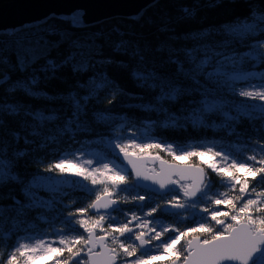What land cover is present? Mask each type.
I'll list each match as a JSON object with an SVG mask.
<instances>
[{"label": "snow or ice", "instance_id": "snow-or-ice-1", "mask_svg": "<svg viewBox=\"0 0 264 264\" xmlns=\"http://www.w3.org/2000/svg\"><path fill=\"white\" fill-rule=\"evenodd\" d=\"M157 2L151 0L143 11ZM183 12L193 14L190 8ZM82 15L73 13V27L82 23ZM219 31L232 40L252 38L254 42L239 51L230 46L231 40L208 42L206 30L189 33L186 38L194 43L179 48L162 42L155 50L142 49L125 40L115 45L117 51L131 48L130 55L137 62L130 75L137 87L151 93L147 103L126 105L148 114L141 120L116 114L111 108L91 107L90 102L98 103L102 92L112 93L109 105L117 94L133 98L106 73L77 80L69 91L56 95L36 90L41 79L36 69L14 81L11 72H23L39 57L35 49L25 46L27 38L19 37L17 30L4 33L16 37V63L0 55L4 69L0 90L7 95L22 91L46 101H63L64 107L33 109L0 103V189H7L0 200L11 201L0 203V264H264V38L257 39L264 34V7L250 9L248 18ZM71 44L85 47L77 40ZM92 48L72 53L60 63L47 60L39 71L44 80L56 78L63 65L82 71L89 66L84 57L91 58ZM149 51L166 55L148 58ZM77 55L82 59L73 63ZM175 104L179 107L173 111ZM152 113L157 114L156 120L150 118ZM8 116L22 118L19 130L9 127ZM187 126L212 129L242 143L229 144L222 138L181 146L154 134L156 128ZM82 134L94 139L61 154L44 169L57 173L56 177L34 175L24 181L16 172L18 161L29 155L27 147L19 149L21 140L25 146L38 142L46 148L65 137L76 142ZM252 136L256 139L251 140ZM85 145L106 151L89 150ZM208 170L219 178L223 191L213 189ZM11 184L20 185L22 200ZM66 187L90 195L95 192V196L86 206L73 207L64 215L58 205L63 204ZM40 190L48 197L39 195ZM166 196L170 199H163ZM150 201L154 206H148ZM74 204L69 201L67 206ZM123 206L131 207L126 211ZM164 213L179 223L199 213L205 222L195 221V227L181 230L176 223L157 219ZM39 222L48 224V229L39 230ZM152 249L155 254H148Z\"/></svg>", "mask_w": 264, "mask_h": 264}, {"label": "trees", "instance_id": "trees-1", "mask_svg": "<svg viewBox=\"0 0 264 264\" xmlns=\"http://www.w3.org/2000/svg\"><path fill=\"white\" fill-rule=\"evenodd\" d=\"M264 7V0H158L156 7L149 8L143 11L141 15L136 18H124L116 17L101 22L87 25L73 27L70 23L71 19L50 17L49 19L33 26L23 28V31L17 30L19 37H26L25 46H30L36 50V54L39 57L29 68L23 72L16 70L11 72V78L15 81L17 79L27 78L32 69H36V74L40 76V83L36 90L45 91L49 95H56L57 93H66L69 91V86L74 85L77 80L84 82L90 77L94 76L97 72L106 73L111 79L115 80L121 88L131 93L133 98L127 96H121L117 94L115 101L109 105L108 99L111 97V92H102L100 94L99 102H90L91 107L97 109L111 108V110L120 115H127L130 118L141 120L148 118V114L144 113L138 108L126 107L128 104L147 103L150 99L151 93L143 88L137 87L136 81H134L130 75V70L136 65L137 58L130 55L131 48L127 51H117L116 44H119L121 40L132 42V44H139L144 48L155 50L162 42H165L172 47L191 46L194 41L186 38L189 33L197 32H210V39L208 42L231 40V47L239 51H246L247 46L253 43L252 38L246 39L241 42L238 40H232L231 37L223 34L219 30L223 26L233 24L238 20H244L250 16V9ZM192 9L193 14L191 16H185L183 9ZM67 33V38H65ZM259 38H264V34H261ZM77 40L80 44L85 45L83 49L74 48L71 41ZM31 41V44H28ZM92 48V55L89 59L84 57L89 65L82 71L73 72L72 65H63L56 71V78L50 80H44V73L40 72L41 66L45 65L47 60H55L60 63L65 57L76 52H88L89 48ZM17 48L16 37L11 35H5L0 33V55H7L10 61L16 63V51ZM153 54L159 59L166 53H154L149 51L146 53L148 58H152ZM82 58L77 55L73 60V63L80 61ZM111 60V64H99L97 61ZM121 63L128 65V68L121 67ZM0 68V71H3ZM135 97H143V100L136 99ZM187 99V98H185ZM15 104L20 103L27 106L36 108L43 107H64L63 101H46L42 98H36L24 94L22 91H18L15 94L7 95L0 90V103ZM183 103V100L180 101ZM179 104L172 105L173 111H176ZM69 111V115H70ZM91 120V113L87 117ZM151 119L156 120L157 114L152 113ZM9 127L19 130V120L21 117L13 118L11 116L5 117ZM160 119H163L162 115ZM247 122L241 127H246ZM103 131V127L99 126ZM154 134L167 142L185 146L188 144H195L197 142L207 140H221L226 139V142L242 143L236 141L233 138H224L223 133H213L212 129H193L191 126H187L184 129H165L156 128ZM32 139V137H29ZM94 139L93 136L82 134L77 136L76 142H72L65 137L58 144L49 145L46 148H40L38 142L35 145L25 146L23 140L19 142V149L24 150L26 147L29 150V155L25 158H21L16 165V172L20 178L24 181L31 180L34 175L49 176L55 174V172H46L44 169L53 160L59 159L61 154L74 152L81 147L84 141ZM251 140H255L256 137H250ZM87 149L95 148L98 151H106L101 146H88ZM164 155L165 159L172 161V157ZM209 177L213 182V189H224L220 187L219 178L215 173L208 170ZM14 189V194L23 199L20 192V185H9ZM99 190V186H97ZM7 189H0V194H3ZM67 195L64 196L63 204L58 207L63 211L64 215H67L73 207H84L86 204L94 198L95 192L91 195L82 191L79 188H65ZM39 195L48 197V193L43 190L39 191ZM121 195H124L121 193ZM69 201H75L72 206L69 205ZM0 203H11L10 200H0ZM149 205V204H148ZM125 210H129L131 206H123ZM223 207V206H220ZM146 209V208H145ZM131 210H136L132 208ZM114 215H120L114 213ZM121 219L123 217L121 216ZM157 219L162 222L176 223L177 227L183 230L185 227H195V221L201 219V216L197 218L184 219L183 223H179L177 218L172 215L158 214ZM59 227V224H57ZM39 230H47L48 224L39 222L37 223ZM82 231V230H81ZM23 233H21L22 235ZM174 235V234H172ZM210 238V237H204ZM11 242H9V247ZM151 250L150 252H152ZM149 252V253H150ZM6 258V256H5Z\"/></svg>", "mask_w": 264, "mask_h": 264}, {"label": "water", "instance_id": "water-1", "mask_svg": "<svg viewBox=\"0 0 264 264\" xmlns=\"http://www.w3.org/2000/svg\"><path fill=\"white\" fill-rule=\"evenodd\" d=\"M150 2L151 0H0V33H11L13 30L37 25L50 17L71 19L75 12L83 14L79 26L116 17L136 18Z\"/></svg>", "mask_w": 264, "mask_h": 264}, {"label": "flooded vegetation", "instance_id": "flooded-vegetation-1", "mask_svg": "<svg viewBox=\"0 0 264 264\" xmlns=\"http://www.w3.org/2000/svg\"><path fill=\"white\" fill-rule=\"evenodd\" d=\"M183 163V162H182ZM149 167H150V165H149ZM141 194H143V192H141ZM154 199L156 200V202H159L160 200H161V198L159 197V196H156V197H154ZM163 199H170V196H166V197H163ZM148 206H154L153 204H152V202L150 201L149 202V205ZM126 208H127V206H126ZM145 211L147 210V208L146 209H144ZM164 214H167V213H164ZM167 215H170V214H167ZM202 214H197V215H195V216H190V217H186L185 219H191V218H197L198 219V217H200ZM208 219H210V217L208 218ZM198 221H200V222H205V221H203V220H198ZM164 222V221H163ZM164 223H166L167 224V222H164Z\"/></svg>", "mask_w": 264, "mask_h": 264}, {"label": "rangeland", "instance_id": "rangeland-1", "mask_svg": "<svg viewBox=\"0 0 264 264\" xmlns=\"http://www.w3.org/2000/svg\"><path fill=\"white\" fill-rule=\"evenodd\" d=\"M242 99V98H241ZM250 102H258V101H250ZM178 162H183V161H178ZM58 174L57 173H55V174H53V175H49V176H53V177H56ZM72 179H80V178H78V177H72ZM164 223V222H163ZM166 224V223H165ZM153 251L152 252H150V253H148V254H155V249H152ZM41 264H43V262H41Z\"/></svg>", "mask_w": 264, "mask_h": 264}, {"label": "bare ground", "instance_id": "bare-ground-1", "mask_svg": "<svg viewBox=\"0 0 264 264\" xmlns=\"http://www.w3.org/2000/svg\"><path fill=\"white\" fill-rule=\"evenodd\" d=\"M176 162H178V161H176ZM179 163H182V162H179Z\"/></svg>", "mask_w": 264, "mask_h": 264}]
</instances>
